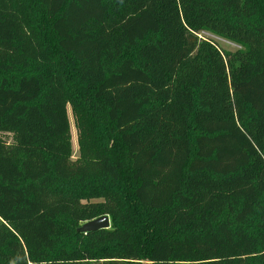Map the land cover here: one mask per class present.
<instances>
[{
  "label": "trees",
  "instance_id": "1",
  "mask_svg": "<svg viewBox=\"0 0 264 264\" xmlns=\"http://www.w3.org/2000/svg\"><path fill=\"white\" fill-rule=\"evenodd\" d=\"M0 264H264V0H0Z\"/></svg>",
  "mask_w": 264,
  "mask_h": 264
},
{
  "label": "rangeland",
  "instance_id": "2",
  "mask_svg": "<svg viewBox=\"0 0 264 264\" xmlns=\"http://www.w3.org/2000/svg\"><path fill=\"white\" fill-rule=\"evenodd\" d=\"M198 36L201 38H207L213 40L214 42L217 43V45L221 50L234 51L240 48L237 44L229 42L215 34L206 31L199 32ZM69 122H70V131H71L72 158L75 159L78 155L77 144H76V131L73 126V121L70 113H69ZM4 137L9 141L11 140L10 135H4Z\"/></svg>",
  "mask_w": 264,
  "mask_h": 264
},
{
  "label": "water",
  "instance_id": "3",
  "mask_svg": "<svg viewBox=\"0 0 264 264\" xmlns=\"http://www.w3.org/2000/svg\"><path fill=\"white\" fill-rule=\"evenodd\" d=\"M109 226H110L109 217L108 215L104 214L83 222L79 227H77L76 231L86 233L103 228H108Z\"/></svg>",
  "mask_w": 264,
  "mask_h": 264
}]
</instances>
